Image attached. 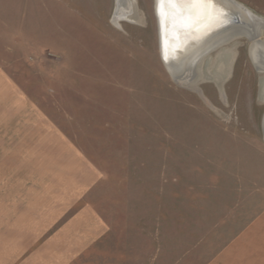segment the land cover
I'll use <instances>...</instances> for the list:
<instances>
[{"label": "rangeland", "instance_id": "rangeland-1", "mask_svg": "<svg viewBox=\"0 0 264 264\" xmlns=\"http://www.w3.org/2000/svg\"><path fill=\"white\" fill-rule=\"evenodd\" d=\"M236 1L264 17V0ZM133 2L138 19L113 22L114 0H0L2 67L36 106L0 111V200L31 202L48 227L78 201L51 230L90 205L97 264H205L264 211L262 76L240 38L178 84L154 0Z\"/></svg>", "mask_w": 264, "mask_h": 264}, {"label": "crops", "instance_id": "crops-1", "mask_svg": "<svg viewBox=\"0 0 264 264\" xmlns=\"http://www.w3.org/2000/svg\"><path fill=\"white\" fill-rule=\"evenodd\" d=\"M4 62L5 60L2 61L0 58L2 115L7 113L9 117L11 115L15 117L17 112H24L26 109L32 111L36 106L29 98V94L17 86L2 67ZM77 202L68 203L65 207L67 210L57 215L48 227L47 214L42 217L45 221H37V218L33 217L31 202L13 198L0 200V264H81L86 255L92 260L88 264H97L94 257L97 255L96 241L105 233L96 231L98 217L90 205L77 207V212L65 220L64 225L61 224L57 229L51 230L59 223L63 213H67L69 208H75ZM84 210L94 214L89 217L91 221H88V218L86 221L81 219ZM81 220L85 224L91 222L93 225L91 230H80ZM205 264H264V211L253 216L251 222Z\"/></svg>", "mask_w": 264, "mask_h": 264}, {"label": "bare ground", "instance_id": "bare-ground-1", "mask_svg": "<svg viewBox=\"0 0 264 264\" xmlns=\"http://www.w3.org/2000/svg\"><path fill=\"white\" fill-rule=\"evenodd\" d=\"M115 2L116 1L114 0V3ZM222 3V0H214V10H186L191 11L194 17H196L194 23L190 26L177 24L172 16V12L175 10L171 8L161 7L160 3L158 4L157 7L159 10L158 13H160L161 24L160 38H162V42L164 43L167 41V45L170 47L181 44V46L178 47L180 48V51H178L179 53L175 52L176 57L182 56V54H188L186 57H181L178 62L180 63L179 74H181V76L176 77L172 75L173 79L178 82V84L190 88V85H192L193 83L195 84L200 80L206 79L204 77V73L200 69L201 63L196 62V60L206 49V47L210 46L212 43L216 44V42L219 43V41L223 42V40H226L227 38L236 36L229 42L223 45H219V47L214 50H217L220 47H223L230 42L235 41L236 39L244 38L249 42L250 53L255 47L257 50V47H260L264 51V39L262 38V34L264 33V17L251 13V11H249L245 7L244 12L230 5L225 6L224 4V6L219 7L218 5H221ZM121 19H127L132 22L138 19L136 7L133 0H126L125 5L120 6L118 12L113 13V22H117ZM163 47L164 46L162 45V50ZM222 55V53L218 55V59H221ZM226 55L227 54H225L224 56ZM254 55L256 57L257 53ZM234 56L235 53L232 51L229 58H227L226 61L224 60L225 62L221 60V63L216 64L213 74H210L212 75V80L215 82L216 86L220 87L224 82V79H226L230 75ZM255 57H253L254 60ZM195 62L196 65H194ZM255 70L259 75L262 76L259 81L258 95L260 100L264 102V71L259 68ZM191 79L192 81L186 82V80ZM262 126L264 133V122Z\"/></svg>", "mask_w": 264, "mask_h": 264}, {"label": "water", "instance_id": "water-1", "mask_svg": "<svg viewBox=\"0 0 264 264\" xmlns=\"http://www.w3.org/2000/svg\"><path fill=\"white\" fill-rule=\"evenodd\" d=\"M115 4H116V7L115 9L113 10L115 12H118L120 6H123L125 5L126 3V0H115ZM222 4L221 5H218L219 7L221 6H233L234 8H237L238 10H242L243 12L245 11V8L243 5H241L240 3L236 2L235 0H222ZM158 4H159V0H154V11H155V17H156V21H157V33H158V45H159V55H160V59L163 63V66L165 68V70L167 71L168 75L170 77L173 78L172 75L178 77V76H181V74H179L180 72V69H179V65L180 63L179 60L181 59V57H186L188 54H182V56H178L176 57L175 56V52H178L180 51V48H178L179 46H181V44L179 45H176V46H168L167 45V41L166 42H162V38H160V33H161V24H160V13L159 10H158ZM228 4V5H227ZM217 11V10H216ZM181 32V31H180ZM193 33V32H191ZM236 36H232V38H227L226 40H223V42H216V44H211L210 46L206 47V49L202 52V54L197 58L196 62H199L201 63L202 60L204 59L205 56H207L210 52L214 51V49H216L217 47H219V45H223L227 42H229L231 39L235 38ZM162 45L164 46L163 47V50H162ZM170 47V48H169ZM258 50L256 49V47L251 51L250 53V47H248V58L251 62V64L253 65V67L255 69H261L264 71V51L260 48V47H257ZM184 52V51H183ZM182 52V53H183ZM179 53V52H178ZM256 57L254 54H256ZM255 57V60L254 58ZM176 59V60H175ZM196 62L194 65H196ZM175 77V78H176ZM263 122H264V112L262 114V118H261V127H263Z\"/></svg>", "mask_w": 264, "mask_h": 264}, {"label": "snow or ice", "instance_id": "snow-or-ice-1", "mask_svg": "<svg viewBox=\"0 0 264 264\" xmlns=\"http://www.w3.org/2000/svg\"><path fill=\"white\" fill-rule=\"evenodd\" d=\"M159 3L161 7L174 9L172 12L174 20L183 26H190L196 19L191 11L186 10L215 9L214 0H159Z\"/></svg>", "mask_w": 264, "mask_h": 264}]
</instances>
